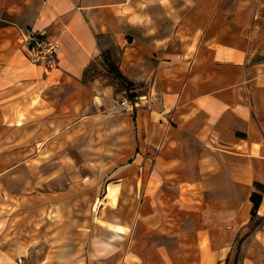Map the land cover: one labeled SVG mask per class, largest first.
<instances>
[{
    "label": "crops",
    "instance_id": "crops-1",
    "mask_svg": "<svg viewBox=\"0 0 264 264\" xmlns=\"http://www.w3.org/2000/svg\"><path fill=\"white\" fill-rule=\"evenodd\" d=\"M10 28L61 53L45 74L26 44L0 52V233L66 173L106 204L144 193L86 264H264V0H0ZM129 94L148 106L118 113Z\"/></svg>",
    "mask_w": 264,
    "mask_h": 264
},
{
    "label": "rangeland",
    "instance_id": "rangeland-1",
    "mask_svg": "<svg viewBox=\"0 0 264 264\" xmlns=\"http://www.w3.org/2000/svg\"><path fill=\"white\" fill-rule=\"evenodd\" d=\"M19 41L21 46V36ZM129 96L115 97L112 101L113 109L118 113L134 114L138 108L149 104L148 100L143 97L137 99V95H134L135 97L132 99ZM117 99H127L133 105V110L126 112L115 108L114 100ZM64 171L71 173V168H64ZM63 178V182L53 184L46 193L48 197L55 198L41 201L46 194L35 196V191H33L30 200L29 198L23 199L22 196L14 198L13 202L16 205H20V203L23 205L24 201H31L32 215L7 216V223L0 233V254H4L8 261L1 264H86L92 246L95 245L96 248L100 240L109 237L108 221L115 223L119 222L116 218L124 217L122 219H125L127 217L128 223L130 225L132 223V228H134V219L137 218L131 212V208L141 206L144 193L142 195L140 193L138 197L132 193V198L129 196L119 197V191L114 189V197H107L106 204L104 201L106 189L103 191L101 187L92 186L88 178L83 179V182L80 183H77L78 181L70 183L71 175L66 173ZM94 192L95 200L86 198L87 195L92 197ZM16 194L24 195L23 192ZM60 195L71 196L69 199L61 200L60 197H56ZM59 207L63 209L59 210ZM101 207H103L102 210ZM40 209L43 213L40 212ZM1 217L0 220H3ZM3 226L2 224L0 229ZM128 234L130 241L132 232L128 230ZM111 240L116 243L115 245L120 242V238L117 236H113Z\"/></svg>",
    "mask_w": 264,
    "mask_h": 264
},
{
    "label": "built area",
    "instance_id": "built-area-1",
    "mask_svg": "<svg viewBox=\"0 0 264 264\" xmlns=\"http://www.w3.org/2000/svg\"><path fill=\"white\" fill-rule=\"evenodd\" d=\"M22 44L29 47V60L32 64L43 68L46 74L57 69L60 64L61 46L59 41L50 40L44 34L36 35L27 32L22 35ZM115 108L121 111H132L133 105L127 100H114Z\"/></svg>",
    "mask_w": 264,
    "mask_h": 264
},
{
    "label": "bare ground",
    "instance_id": "bare-ground-1",
    "mask_svg": "<svg viewBox=\"0 0 264 264\" xmlns=\"http://www.w3.org/2000/svg\"><path fill=\"white\" fill-rule=\"evenodd\" d=\"M19 37H20V33L14 28H10V29H7V30L1 32V34H0V52H2L1 51L2 49L11 50L13 48L12 49V51H13V50L17 49L18 47H20ZM109 197H114V188H112V187H110ZM107 225H108V229L111 230V232H114L117 237L120 234H125L127 232L126 228L121 226V225H113V224H107Z\"/></svg>",
    "mask_w": 264,
    "mask_h": 264
},
{
    "label": "trees",
    "instance_id": "trees-1",
    "mask_svg": "<svg viewBox=\"0 0 264 264\" xmlns=\"http://www.w3.org/2000/svg\"><path fill=\"white\" fill-rule=\"evenodd\" d=\"M103 60L106 64V66L108 67L109 69V73L111 75H113L116 79H118V81L128 90L134 88V84L132 82H130L122 73L121 71L119 70L118 66L116 65L115 61L112 59V57L110 56V54H104L103 55ZM130 98H134L135 96L134 95H130L129 96ZM254 203H255V209L258 208V206L260 205L261 203V200H262V195L260 194H254L253 197H252ZM242 241V239H241ZM238 248L240 249V244L238 246ZM236 255V259H235V262L234 264H237L238 262V258H239V255L238 254H235Z\"/></svg>",
    "mask_w": 264,
    "mask_h": 264
}]
</instances>
